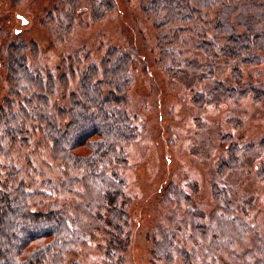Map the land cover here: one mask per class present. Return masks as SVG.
<instances>
[{
	"label": "rangeland",
	"instance_id": "1",
	"mask_svg": "<svg viewBox=\"0 0 264 264\" xmlns=\"http://www.w3.org/2000/svg\"><path fill=\"white\" fill-rule=\"evenodd\" d=\"M115 1L0 0L1 110L6 98L10 99L13 109L17 107L13 98L20 99L12 92L14 84L7 63L9 57L22 56L30 71L48 70L57 74L62 61L74 59L79 52L82 67L95 61L100 64L101 58L109 50L114 54L116 48L128 49L137 56L131 63L125 104L135 118L139 134L126 145L127 162L119 169L130 199L125 207L128 223L119 230L104 218L103 222L108 224L107 234L104 226L91 225L94 216L85 211L77 220L83 226L81 231L86 238L83 237L75 250L65 256L64 264H153L156 259L153 241L158 225L165 222V216L172 215L163 199L166 189L172 185L193 197L191 202L197 213L199 210L210 211L216 204L215 190L222 194L221 189L227 187L236 205L242 207L244 203L247 219L254 223L257 233L264 234V147L261 145V141L264 143V57L255 64L237 62L241 71L236 80L233 78L235 61L223 54L220 58H224L227 65L217 62L215 68L206 70L188 67L174 70L170 67V71L165 66L167 57L158 47L156 29L141 10L140 0ZM247 2L252 0L233 3L240 9L239 14L247 11ZM244 31L242 29L241 33ZM213 37V31H209L208 38ZM187 45L182 47V57L203 61L204 56L201 57L197 47L191 42ZM72 63L76 64V61ZM26 72L22 69L21 75ZM77 81L71 80L69 86H76ZM20 83L18 90L28 95L27 84ZM219 83L215 94L212 89ZM251 84L254 91L243 90ZM200 96L206 102L200 101ZM62 97L60 92L53 100L64 102ZM32 132L30 145L9 146L12 164L21 169L20 176L25 178L32 191L39 189L43 180L65 182L69 176L58 164L59 160L50 155L44 133L41 129ZM232 145L249 154L241 156L239 166L227 167L223 174L221 163L229 162L227 158ZM30 152L33 154L27 156ZM75 197V194H59L50 201L72 207ZM248 200L250 203H245ZM115 229L122 234L115 235ZM253 229L252 226L251 232ZM182 241L187 244L186 251L191 257L200 253L205 255L206 247L217 243L199 239L192 245L188 240ZM239 241L233 248L242 253L246 243L241 246ZM113 247L115 249L111 250ZM257 252L253 258L247 253L249 261L256 259ZM226 261L227 258L224 264H233ZM156 263L167 262L156 260ZM252 263L261 264L258 259Z\"/></svg>",
	"mask_w": 264,
	"mask_h": 264
},
{
	"label": "trees",
	"instance_id": "2",
	"mask_svg": "<svg viewBox=\"0 0 264 264\" xmlns=\"http://www.w3.org/2000/svg\"><path fill=\"white\" fill-rule=\"evenodd\" d=\"M235 1L140 0L141 10L152 20L158 34L161 54L167 57L166 68L206 70L215 68L217 62L227 65L224 58H220L223 54L235 61L233 78L236 80L241 71L237 62H261L264 57V0L247 2V11L243 14L238 13L240 9L234 6ZM70 24L73 26V22ZM209 31H213V39L208 38ZM190 42L197 47L200 56H204L203 61L182 57V47ZM113 53L109 50L100 64L95 61L85 67L81 64V53H76L74 59L62 61L57 74L48 70H28V63L22 56L8 58L14 84L12 92L20 99L13 98L17 104L13 109L10 99L6 98L4 108L0 109V264H64L65 256L75 250L83 237L86 238L77 220L85 211L94 216L91 225L104 226L106 233L108 224L103 222L104 218L119 230L127 225L125 207L130 199L119 169L127 162L126 145L139 134L135 118L125 104L126 89L131 81L129 71L137 56L128 49L116 48ZM19 66L25 72L28 70L25 75H21ZM75 79L77 85L70 87L69 82ZM20 82L27 84L28 95L18 90ZM219 86L220 83L213 87L215 94ZM243 90L254 91L253 84ZM60 92L64 102L53 100ZM198 98L206 102L204 97ZM39 129L46 137L44 144L50 155L59 160L58 164L65 168L69 178L65 177L63 183L43 180L40 188L32 191L20 176L21 169L12 164L9 146L30 145L32 131ZM261 145L264 147L262 141ZM253 148L256 149L254 145ZM243 151L237 145L229 148V162L221 163L223 174L227 167L232 169L242 163L241 156L249 154ZM5 155H8L7 160ZM262 171L264 173V167ZM221 190L222 194L218 189L213 193L216 204L210 211L197 213L191 202L193 197L176 185L166 189L163 199L172 215L165 216V222L158 225L153 241L156 258L153 264H157L156 260L168 264H200L201 261L203 264H224L226 258V262L233 264H241L240 261L253 264L252 260L256 259L264 263V234L257 233L254 223L247 219L244 203L242 207L236 205L229 196V189L223 187ZM59 194H75L72 207L50 201ZM41 206L42 209L37 208ZM117 229L115 235L119 236L122 232ZM29 231L33 233L28 234ZM199 239L217 243L207 246L205 255L191 257L182 240L195 245ZM238 241L241 246L246 243L242 253L233 248ZM256 250L259 251L256 259L249 261L247 253L253 258ZM109 254L111 256L110 251Z\"/></svg>",
	"mask_w": 264,
	"mask_h": 264
}]
</instances>
